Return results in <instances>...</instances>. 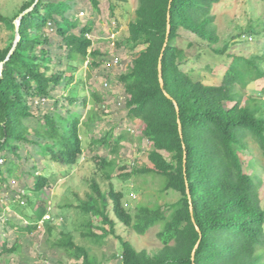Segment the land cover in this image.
I'll return each mask as SVG.
<instances>
[{
    "label": "trees",
    "instance_id": "obj_1",
    "mask_svg": "<svg viewBox=\"0 0 264 264\" xmlns=\"http://www.w3.org/2000/svg\"><path fill=\"white\" fill-rule=\"evenodd\" d=\"M220 1L138 0L135 18L128 25L125 44L129 50L143 48L118 82L124 90L129 119L141 122L142 137L151 144L147 157L151 166L133 173L159 177L162 191H175L180 198L163 206L140 204L132 214L124 206V195L111 183L104 192L92 183L93 194L79 209L84 215L102 217L101 223L109 226V231L102 228L101 236L90 233L97 240L114 233L108 207L114 219L136 235L159 227L156 237L161 248L153 254L119 238V264H264L260 199L264 44L254 55L230 54L219 84L206 85L181 69L186 53L179 43L180 32L190 33L208 46L219 42L213 9ZM85 2L90 16L100 12V0H28L14 17L0 16L11 30V39L0 47V192L2 183L11 178L24 174L33 178L17 191L20 199L23 195L26 199L19 211L23 219L6 220L19 234L31 235L43 229L51 235L56 218L47 202L40 199L50 182V174L43 170L56 165L68 174L83 155L80 127L86 125L81 120L82 111L89 102L84 83L73 85V74H66L87 60L91 68L106 62L105 54L93 48L87 37L92 21L81 22L78 16L77 7ZM16 20L20 21L18 31ZM15 32L19 40L14 46ZM250 37L264 39V32L252 31ZM227 49L214 52L222 56ZM91 96L104 105L102 94ZM92 116L87 111V123L94 121ZM162 152L169 154L170 160ZM245 152L254 157L253 173L245 169L241 158ZM28 159L34 160L31 170H20ZM112 167L113 161L102 160L103 169ZM6 186L10 189L9 183ZM27 193L34 199L29 200ZM18 246L19 239L10 246L7 239L2 240L0 258ZM54 246L76 264H101L77 245L69 232L61 230Z\"/></svg>",
    "mask_w": 264,
    "mask_h": 264
},
{
    "label": "rangeland",
    "instance_id": "obj_2",
    "mask_svg": "<svg viewBox=\"0 0 264 264\" xmlns=\"http://www.w3.org/2000/svg\"><path fill=\"white\" fill-rule=\"evenodd\" d=\"M26 1L28 0H0V16L14 17ZM100 3L99 13L90 16V7L86 2L82 7H77V12L81 22L87 19L92 21V29L87 37L93 41V48L105 54L103 59L106 62L100 67L91 68L88 64L90 60H87L82 65H76L74 72L66 74H73V85L79 81L84 83L89 102L82 111L81 120L86 125L80 127L83 155L78 165L68 174L63 172L65 168L61 169L56 165H48L43 170L42 160L38 158L39 169L50 174L49 185L40 195V199L47 202L55 212L56 220L52 225L51 235L43 229L31 235L19 234L6 224L9 218L23 219L19 211L26 199L24 195L20 199L17 191L23 190L24 184L31 183L33 178L24 174L2 183L0 245L4 239L8 240L9 246L19 239V246L13 253L3 255L0 264H76L54 246L61 230L69 232L74 242L85 247L89 255L101 264H119L122 252L119 238L128 240L137 250H145L149 254L161 248L156 237L158 226L142 236L136 235L114 219L110 207L107 212L109 218L114 220V233H107L99 241L90 233L101 236L104 233L102 228L109 231V226L101 223L102 217L84 215L79 209V205L89 195L92 196L91 185L94 181L102 192L107 191L108 184L111 183L116 192L124 195V206L132 214L140 204L163 206L173 204L180 198L175 191L163 192L162 179L159 177L133 173V170L151 166L147 160L151 144L142 137L141 122L129 119L124 107V90L118 82L119 75L127 71L132 60L143 48L140 46L129 50V46L125 44L128 25L135 18L138 0H100ZM213 12L219 36L217 44L208 46L206 42L183 31L180 32L182 39H179L180 46L186 53L181 69L206 85L220 83L221 76L231 61L230 54L254 55L260 53L264 44L263 38L253 40L250 37L252 31L264 32V0H221L214 6ZM16 22L17 20L15 24ZM50 33L52 34L51 31ZM16 37L15 32V39L12 41L15 42ZM10 39L11 30L0 21V47L6 45ZM225 47H228L225 55L219 56L214 52V49ZM115 59H118L117 64L114 63ZM94 92H99L106 98L104 105L93 99L91 94ZM87 111L92 112L93 122L87 123ZM103 141L106 143H101ZM162 154L170 160L169 154ZM241 158L248 173H253L254 157L245 152ZM102 160L113 161V167L103 169ZM33 161L28 159L20 170H31ZM261 178L260 199L264 209V172L261 173ZM7 183L10 189L6 186ZM27 194L29 200L34 199L33 194Z\"/></svg>",
    "mask_w": 264,
    "mask_h": 264
},
{
    "label": "water",
    "instance_id": "obj_3",
    "mask_svg": "<svg viewBox=\"0 0 264 264\" xmlns=\"http://www.w3.org/2000/svg\"><path fill=\"white\" fill-rule=\"evenodd\" d=\"M37 1H38V0H37ZM31 9H32V8H31ZM31 9L25 11L24 13L29 12ZM24 13H23V14H24ZM21 16H22V15H21ZM21 16H20V17H21ZM19 24H20V21H17L16 24H15V25H16V30H17V31H18V28H19ZM169 32H170V24H169V17H168L167 35L169 34ZM18 40H19V36H18V34H17V37H16V40H15V44H14V46L16 45V43H17ZM165 47H166V43L164 44V48H163L162 52L164 51ZM11 53H12V50H11L10 54H11ZM10 54H9V55H10ZM162 56H163V54H161V56H160V60H161ZM2 67H3V63L0 64V75H1ZM158 78H159L160 86H161V88L163 89V88H164V81H163V78H162V65H161L160 62H159V64H158ZM165 94H166V96H167L168 98H170V96H169L167 93H165ZM175 106H176V109H177V111H178V107H177L176 103H175ZM178 123H179V122H178ZM179 130H180V132H181V126H180V123H179ZM197 229H198V228H197Z\"/></svg>",
    "mask_w": 264,
    "mask_h": 264
},
{
    "label": "built area",
    "instance_id": "obj_4",
    "mask_svg": "<svg viewBox=\"0 0 264 264\" xmlns=\"http://www.w3.org/2000/svg\"><path fill=\"white\" fill-rule=\"evenodd\" d=\"M114 63L117 64L118 63V59H115ZM105 86H107L106 83H105ZM46 217H48V216H46Z\"/></svg>",
    "mask_w": 264,
    "mask_h": 264
}]
</instances>
